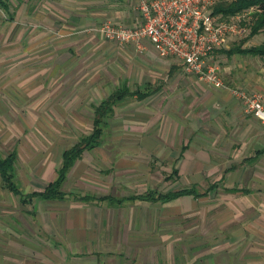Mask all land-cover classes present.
Instances as JSON below:
<instances>
[{
	"label": "crops",
	"instance_id": "obj_1",
	"mask_svg": "<svg viewBox=\"0 0 264 264\" xmlns=\"http://www.w3.org/2000/svg\"><path fill=\"white\" fill-rule=\"evenodd\" d=\"M2 1L7 8L0 3V22L9 26L0 29V51L9 58L3 62L6 54H0V82L13 91L19 85L33 91L44 81L30 80L49 67L58 93L74 90L67 94L73 116L59 99L58 124L41 127L44 153L27 158L26 173L40 186L23 187L18 149H11L17 156L14 181L23 193L41 191L56 178L64 149L91 131L94 105L118 87L133 93L113 104L99 143L84 149L69 169L63 198L24 201L0 177L7 196L0 202V264H264V134L229 90H256L264 101V57L227 54L229 44L218 49L220 87L186 72L176 58L141 57L136 68L119 69L108 63L110 40L89 27L106 19L137 24L139 0ZM83 57L89 68L70 78ZM101 63L107 64L98 69ZM193 76L207 91L194 90ZM139 90L152 92L139 96ZM190 185L199 196L128 198ZM210 196L203 204L208 213H200L207 230L199 233V203ZM13 204L26 218L17 216ZM177 224L180 233L174 232Z\"/></svg>",
	"mask_w": 264,
	"mask_h": 264
},
{
	"label": "built area",
	"instance_id": "obj_2",
	"mask_svg": "<svg viewBox=\"0 0 264 264\" xmlns=\"http://www.w3.org/2000/svg\"><path fill=\"white\" fill-rule=\"evenodd\" d=\"M218 0H139L137 24L124 25L101 21L89 30L103 38L125 45L142 47L149 42L161 56L172 55L186 72L198 75L212 85L225 86L215 63V52L229 42L244 37L253 21L255 7L230 15L213 12ZM245 112L261 124L264 134V101L261 93L244 87L229 86Z\"/></svg>",
	"mask_w": 264,
	"mask_h": 264
},
{
	"label": "rangeland",
	"instance_id": "obj_3",
	"mask_svg": "<svg viewBox=\"0 0 264 264\" xmlns=\"http://www.w3.org/2000/svg\"><path fill=\"white\" fill-rule=\"evenodd\" d=\"M4 26H6L7 28L9 24L6 22H0V29H2ZM248 31L249 29L247 28L245 36L247 35ZM244 37H241V38H244ZM241 38H239L238 40L236 39V41L233 40L234 42L233 41L232 42L233 43L238 42L242 44V46H250L254 44H259L264 40V30L252 36H247L244 41L239 42ZM101 40H105V39H101ZM3 42L4 40L2 41V43ZM110 42L111 43L109 46H112V48L109 51L110 56H108L107 58H111L112 61H109L108 63L112 64L113 62L115 65L114 67H117L119 69L136 68V67H133V65L136 64L137 60L141 57L143 58H154V57L168 58L170 60H176L175 57H173L172 55L160 57V55L154 50V48L149 42L145 43V41H143L141 48H135L134 46V48L131 47L129 49L125 47L124 45L121 46L119 43H116L114 41H110ZM230 43L231 42L228 43L229 44L228 47L233 45V43L232 44ZM105 50H108V49H105ZM1 53L6 54L8 53V51L3 52V49H2L0 51V54ZM104 53L105 52L100 51L98 56L99 57L104 56L103 55ZM8 58L9 56L8 54H6L5 57L2 58L3 59L2 61L3 62L8 61ZM260 62L258 61L259 64H261ZM81 63H82L81 66L77 68V70L75 71L73 70L69 74L70 78H72L76 74V71H79V72L80 71L83 72L85 70L87 71V69L89 68V65L87 64L90 63V60L86 59V57H83V61ZM103 64H107V63H103ZM103 64L102 63L99 64L98 69H100ZM19 68L24 69L22 67H19ZM51 68L53 67H50V69ZM47 69L48 70L43 73L38 72L37 74L34 75V78L30 80L32 82L33 80L44 81V83H39L40 85L35 87L33 91L31 90L25 91L24 86H20V85L18 86V90L13 91V89L11 90L9 89V86H4L3 81L0 82V151L2 153H6L9 150H11L13 147L15 146L17 147L18 153H19V157H18L19 159H18L17 166H16L17 174L21 175V181H22V184L24 185L23 187L24 188L28 187L27 188L28 190L34 187H38L41 184V182H34L33 184L34 186L32 185L31 176L28 173H26V171H28L26 167H29L31 165V158L27 160L29 156L36 154V152H37V155H41L44 153V149H46L45 147L42 146V142L44 141L41 139V135L43 133L41 127L43 123L51 122V124L53 125L58 124L59 119H61L59 116V109L61 108L59 107V102H60L59 99H63L62 103L63 104L65 103V107H68L69 105H71L69 101L73 102V97L67 94L74 93V90L73 91L68 90L66 93H58L57 83L54 82L56 81V78L52 77L55 74L51 75L52 71L49 72V67H47ZM23 74L25 75V73ZM181 74L183 75V77H185L186 75H189V74H185L183 71H181ZM78 76H80L79 73H78ZM20 79L22 81H26L25 80L26 77H23ZM192 80H193L195 91H198V93H203L207 91L208 85L198 80L196 76H193ZM62 108L64 107L62 106ZM68 109L71 112V108L68 107ZM70 116L71 117L73 116L72 112ZM71 117H67V118L72 119ZM85 120L86 122H88V124L91 122L90 115H88V113H86ZM86 122L82 121L83 128H85ZM164 187H166V185H164ZM164 187L162 185V188ZM166 188H168V185ZM3 196L4 194L0 191V202H2ZM3 198H5L6 200L7 196ZM212 198H213L212 196H210V198H204L199 203L200 204L198 207V210H199V214H198L199 216L198 229L199 230L198 231L199 233L203 232L201 230H204V231L207 230V226H206L207 224L205 226L201 225L202 224V214L200 213H208L206 212L207 206L203 204L210 202L211 200H213ZM7 201L9 202V200ZM13 206L16 208V210L14 211L18 217L26 218L27 215L20 210L18 205L13 204ZM209 228H212V227H209ZM173 229H177V230H174V232L176 233L182 232L180 231L182 229V226L180 224L173 226Z\"/></svg>",
	"mask_w": 264,
	"mask_h": 264
},
{
	"label": "trees",
	"instance_id": "obj_4",
	"mask_svg": "<svg viewBox=\"0 0 264 264\" xmlns=\"http://www.w3.org/2000/svg\"><path fill=\"white\" fill-rule=\"evenodd\" d=\"M2 7L5 9L7 5L4 1L0 0ZM255 7L253 14V21L249 24V31L244 38H241L239 42L245 40L247 36H252L262 30H264V0H218L212 5V11L221 13L223 15H230L235 12L247 9L249 7ZM227 54L234 52L243 54L259 55L264 57V40L259 44L250 46H242V44L235 42L232 46L225 49ZM140 91V92H139ZM135 91L139 93V96H143L146 93H151L152 90ZM133 93L126 86L118 87L114 89L109 95L104 97L97 105H94L93 112V127L89 133L82 134L78 137V140L64 149L60 164L57 168V176L54 180L46 183L41 191H32L30 193H23L17 183L14 181L15 176V160L16 151L11 150L6 154L0 151V177L3 184L13 193L19 194L23 197V200L30 198L31 196H40L46 199H59L63 198L64 191L61 189L62 183L66 178L67 172L80 157L84 149L93 147L99 143L100 137L103 133V123L108 116L113 113V104L121 99L123 96ZM166 178H171L170 175ZM211 189V186H209ZM226 190L234 191L235 188H228ZM182 194H192L197 197L200 193L195 186L181 187L178 189H172L165 192L148 190L141 194L130 195L129 199H146L153 201H167Z\"/></svg>",
	"mask_w": 264,
	"mask_h": 264
}]
</instances>
